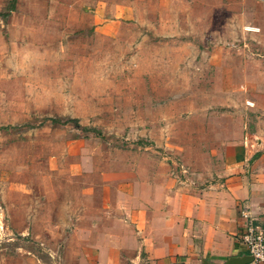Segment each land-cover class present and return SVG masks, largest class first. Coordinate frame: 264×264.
Listing matches in <instances>:
<instances>
[{"label":"rangeland","instance_id":"rangeland-1","mask_svg":"<svg viewBox=\"0 0 264 264\" xmlns=\"http://www.w3.org/2000/svg\"><path fill=\"white\" fill-rule=\"evenodd\" d=\"M261 4L0 0V264L58 263L66 209L129 195L125 182L169 188L190 175L180 165L194 172L256 129ZM166 191L141 193L153 208Z\"/></svg>","mask_w":264,"mask_h":264},{"label":"crops","instance_id":"crops-1","mask_svg":"<svg viewBox=\"0 0 264 264\" xmlns=\"http://www.w3.org/2000/svg\"><path fill=\"white\" fill-rule=\"evenodd\" d=\"M258 1L263 4L249 9L253 16L264 14V0ZM256 19L257 26L248 30L262 38L264 48V15ZM259 73L262 83L258 91L254 83L248 85L246 102V108L256 114V129L236 137L207 165H193L194 172L186 169L190 175L184 180L170 177L169 188L158 186L156 180L125 182L114 188L135 190L129 195L117 200L104 197L96 207L82 208L76 215L74 207L66 209L65 220L72 227L62 236V257L55 264H135L141 250L151 263L159 264H224L231 257L246 255L239 210L244 205L256 214L264 212V68ZM255 75L247 74L248 80ZM157 187L167 191L150 200L151 208L144 202L151 197L141 190ZM28 261L8 258L5 264Z\"/></svg>","mask_w":264,"mask_h":264},{"label":"built area","instance_id":"built-area-1","mask_svg":"<svg viewBox=\"0 0 264 264\" xmlns=\"http://www.w3.org/2000/svg\"><path fill=\"white\" fill-rule=\"evenodd\" d=\"M183 173L186 168L180 165ZM240 217V241L245 248L246 255L251 257L249 264H264V212L256 214L247 206H241Z\"/></svg>","mask_w":264,"mask_h":264},{"label":"water","instance_id":"water-1","mask_svg":"<svg viewBox=\"0 0 264 264\" xmlns=\"http://www.w3.org/2000/svg\"><path fill=\"white\" fill-rule=\"evenodd\" d=\"M251 257L248 255H244L241 257H231L224 264H249L251 262ZM208 264V263H205Z\"/></svg>","mask_w":264,"mask_h":264},{"label":"trees","instance_id":"trees-1","mask_svg":"<svg viewBox=\"0 0 264 264\" xmlns=\"http://www.w3.org/2000/svg\"><path fill=\"white\" fill-rule=\"evenodd\" d=\"M11 7H12L11 9H13V7H14V4H12V5H11ZM52 121H54V122H57V120H56V119H52ZM68 121H76V119H72V120H68Z\"/></svg>","mask_w":264,"mask_h":264}]
</instances>
